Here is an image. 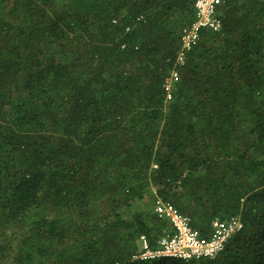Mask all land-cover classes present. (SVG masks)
I'll return each mask as SVG.
<instances>
[{
    "label": "trees",
    "instance_id": "obj_1",
    "mask_svg": "<svg viewBox=\"0 0 264 264\" xmlns=\"http://www.w3.org/2000/svg\"><path fill=\"white\" fill-rule=\"evenodd\" d=\"M194 2L0 0V264H264V0L219 6L166 102ZM156 197L203 239L243 228L133 261L173 234Z\"/></svg>",
    "mask_w": 264,
    "mask_h": 264
},
{
    "label": "built area",
    "instance_id": "obj_2",
    "mask_svg": "<svg viewBox=\"0 0 264 264\" xmlns=\"http://www.w3.org/2000/svg\"><path fill=\"white\" fill-rule=\"evenodd\" d=\"M228 1L232 0H195V20L182 30L180 47L173 63V70L162 85L166 102L171 99L174 84L179 79L177 68L184 65L187 53L198 43L201 30L218 31L220 29L217 9ZM153 212L159 219L170 224L173 234L162 236L155 249L150 248L145 236H140L141 252L133 256V261L214 259L223 250L227 240L243 228L239 217H231L224 221L215 220L212 223L210 238L203 239L191 228L190 218L179 214L170 203L156 197Z\"/></svg>",
    "mask_w": 264,
    "mask_h": 264
},
{
    "label": "rangeland",
    "instance_id": "obj_3",
    "mask_svg": "<svg viewBox=\"0 0 264 264\" xmlns=\"http://www.w3.org/2000/svg\"><path fill=\"white\" fill-rule=\"evenodd\" d=\"M152 193L154 194L153 190H152ZM146 204H147V201L145 203H143V206L146 207ZM141 208H142V203H137L134 206H132L130 211L128 210V213L137 212V211H139V209L141 210ZM143 264H148V263L146 262V263H143Z\"/></svg>",
    "mask_w": 264,
    "mask_h": 264
}]
</instances>
